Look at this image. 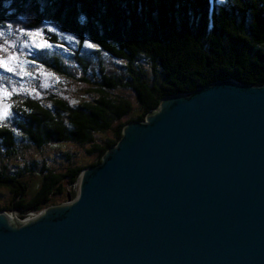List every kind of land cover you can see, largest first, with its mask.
<instances>
[{
	"label": "water",
	"instance_id": "1",
	"mask_svg": "<svg viewBox=\"0 0 264 264\" xmlns=\"http://www.w3.org/2000/svg\"><path fill=\"white\" fill-rule=\"evenodd\" d=\"M0 264H264V84L165 97L78 195L0 211Z\"/></svg>",
	"mask_w": 264,
	"mask_h": 264
},
{
	"label": "trees",
	"instance_id": "2",
	"mask_svg": "<svg viewBox=\"0 0 264 264\" xmlns=\"http://www.w3.org/2000/svg\"><path fill=\"white\" fill-rule=\"evenodd\" d=\"M19 18L31 29L50 22L81 43L92 42L98 51L124 61L128 78L101 69L102 81L94 80L97 95L92 100L70 105L55 97L44 105L29 99L14 109L20 119L14 118L12 126L36 146H90L88 153L98 161L70 165L61 173L44 165L42 182L29 197V184L20 174L0 171V186L14 195L0 211L29 214L67 202L70 195L75 199L83 170L101 163L128 122L145 120L169 95L229 78L264 84V0H0L1 22ZM51 35L56 42V34ZM51 52H36L33 58L65 73L61 57ZM74 56L89 69L91 64L79 52ZM142 61L151 65L155 79L148 78ZM121 88L136 93L137 110L125 96L111 92ZM101 134L109 135L101 140ZM0 144L7 154L16 153L11 126H0Z\"/></svg>",
	"mask_w": 264,
	"mask_h": 264
},
{
	"label": "rangeland",
	"instance_id": "3",
	"mask_svg": "<svg viewBox=\"0 0 264 264\" xmlns=\"http://www.w3.org/2000/svg\"><path fill=\"white\" fill-rule=\"evenodd\" d=\"M25 29L37 30L38 28H29L20 18L3 22L0 21V32L3 33V35H0V45L4 48L3 53L0 54L4 56L19 54L22 61H35L36 64L44 66L43 70L55 73L60 79L59 83H56L53 80L44 79L40 76H36L35 79L25 78L24 80H21L19 77H10L8 74H5V79L0 81L4 83L9 90H11V86L14 83L17 88L23 87L27 90L36 89L38 91L36 97L26 94L14 95L12 97V103L14 104V107L12 108L13 117L7 120L3 125H0L11 126L12 129H14L16 133L17 149L16 153L9 155L7 154V148L4 146L2 147V143L0 144V171L3 172V170H6L10 175L20 174L19 178L23 181H27L29 184V192L27 194L29 197L34 194L36 188H38L42 182V177L44 175L42 168L44 165L53 171L61 173L63 171L65 172L70 165L88 166L96 162L97 158L88 153L90 146L84 147L73 142H67L64 144L53 142L44 147L36 146L26 138L21 130L12 126L14 118L17 120L18 118L20 119V116L14 112V109L19 105L23 106L29 99L39 101L44 105H50L55 97L64 98L70 105H79L85 101L92 100L97 95L94 89L97 85L94 83V80L102 81L101 69L104 73L116 77L120 76L125 81H127L128 76L126 72V63L124 61L112 57L104 51H98L97 49L88 47L86 46V42L89 41L81 43L79 38L62 32L59 27L53 23L46 22L41 28H39L40 30H44V36L39 37L38 39H44L46 37L55 45V47L49 49L53 51L51 52L52 54L61 57L66 72L63 73L52 68L50 69L44 63L36 61L33 58V56H36L37 50L32 47V41L25 34ZM53 32L58 37L56 42L52 40L51 33ZM78 52L81 57L85 58L89 61V64H91L89 65L88 70H84L83 66L75 58L74 55ZM139 63L141 67L145 68L148 78L150 80L155 79V72L152 70L151 65L143 61ZM26 71L35 76L37 68L32 64H27ZM83 78H87V80H84ZM42 83L50 86L42 87ZM111 92L117 96H125L134 104L136 108L135 110H137V96L132 89L121 88ZM73 101H75V103H73ZM127 119L130 118L128 117ZM105 135L106 134H101L98 138L103 140L109 134ZM21 174L23 176H21ZM13 199L14 195L11 192V189L5 186H0V206L10 205L13 202Z\"/></svg>",
	"mask_w": 264,
	"mask_h": 264
},
{
	"label": "snow or ice",
	"instance_id": "4",
	"mask_svg": "<svg viewBox=\"0 0 264 264\" xmlns=\"http://www.w3.org/2000/svg\"><path fill=\"white\" fill-rule=\"evenodd\" d=\"M24 31L32 41V47H34L37 52H43L46 49L55 47V45L46 37L44 39H38L39 37L44 36V30L25 29ZM0 35H3V33L0 32ZM86 46L97 49V46L90 41L86 42ZM3 51L4 48L2 45H0V53H3ZM27 64H32L37 68V73L35 76L32 73L26 71ZM43 69L44 66L36 64L35 61H22L19 54L7 56L0 54V81H3L5 79V74H8L10 77H19L21 80H24L25 78L35 79L36 76H40L47 80H53L56 83L60 82L59 77H57L55 73H50ZM41 86L48 87L50 85L42 83ZM25 94L36 97L38 95V91L36 89L27 90L23 87L17 88L14 83L11 86V90H9V88L4 83L0 82V125H3L7 120L13 117L12 108L14 107V104L12 103V97L14 95ZM73 103H75V101H73ZM25 111H27V109H25Z\"/></svg>",
	"mask_w": 264,
	"mask_h": 264
}]
</instances>
